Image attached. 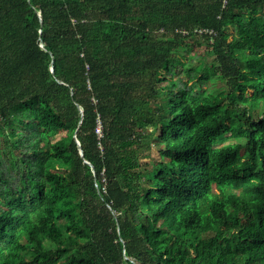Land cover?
Listing matches in <instances>:
<instances>
[{"label": "trees", "instance_id": "trees-1", "mask_svg": "<svg viewBox=\"0 0 264 264\" xmlns=\"http://www.w3.org/2000/svg\"><path fill=\"white\" fill-rule=\"evenodd\" d=\"M0 264H264V0H0Z\"/></svg>", "mask_w": 264, "mask_h": 264}, {"label": "rangeland", "instance_id": "rangeland-1", "mask_svg": "<svg viewBox=\"0 0 264 264\" xmlns=\"http://www.w3.org/2000/svg\"><path fill=\"white\" fill-rule=\"evenodd\" d=\"M228 32H234L232 27L228 29ZM188 55V54H187ZM191 56L194 55V57H189V59L186 61V68L189 69H195L197 67H202V62L204 61L206 68H209L213 64V56H212V48L209 43L205 42L201 47H198L194 52L190 54ZM169 82L163 83V85H168ZM220 86V85H218ZM204 88H207V85L203 86ZM65 132H61L59 135H57L56 140L60 139L61 136H64ZM230 134H226V137H229ZM55 140V141H56ZM230 142H233L232 139H227L223 145L229 144ZM147 155V153H146ZM145 162H148L149 160H160V156L158 153V147L156 145L152 146V152L150 153V157L144 158ZM236 194L240 192V189H234L233 190Z\"/></svg>", "mask_w": 264, "mask_h": 264}, {"label": "built area", "instance_id": "built-area-1", "mask_svg": "<svg viewBox=\"0 0 264 264\" xmlns=\"http://www.w3.org/2000/svg\"><path fill=\"white\" fill-rule=\"evenodd\" d=\"M198 33L203 34V33H210L213 34V31H209V30H199ZM97 133L100 137L103 136V132H102V123L101 121L98 122V128H97Z\"/></svg>", "mask_w": 264, "mask_h": 264}, {"label": "water", "instance_id": "water-1", "mask_svg": "<svg viewBox=\"0 0 264 264\" xmlns=\"http://www.w3.org/2000/svg\"><path fill=\"white\" fill-rule=\"evenodd\" d=\"M80 154H81V156H82V157H84V154H83V152H82V151H81V153H80Z\"/></svg>", "mask_w": 264, "mask_h": 264}]
</instances>
